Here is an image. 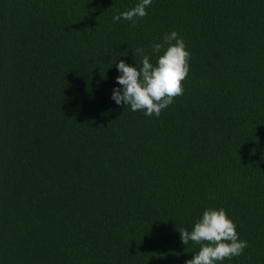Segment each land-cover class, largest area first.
<instances>
[{
	"label": "trees",
	"instance_id": "trees-1",
	"mask_svg": "<svg viewBox=\"0 0 264 264\" xmlns=\"http://www.w3.org/2000/svg\"><path fill=\"white\" fill-rule=\"evenodd\" d=\"M0 0V264H185L179 230L222 207L264 264V0ZM175 30L183 93L110 99L115 60ZM135 59V60H134Z\"/></svg>",
	"mask_w": 264,
	"mask_h": 264
},
{
	"label": "clouds",
	"instance_id": "clouds-1",
	"mask_svg": "<svg viewBox=\"0 0 264 264\" xmlns=\"http://www.w3.org/2000/svg\"><path fill=\"white\" fill-rule=\"evenodd\" d=\"M153 0H138L128 10L113 15L114 22L121 20L135 24L134 18L147 15ZM151 54L142 47L135 49L139 63L130 65L123 59L115 62L118 75L110 93V99L116 105H124L131 111H140L145 116H159L173 102V98L182 95V81L189 71L190 53L178 33L173 30L166 33L160 41L151 44ZM135 60V59H134ZM183 245L190 241L199 245L198 251L185 264H223L239 256L247 247V242L239 238L236 225L220 208H205L191 226V230L179 231Z\"/></svg>",
	"mask_w": 264,
	"mask_h": 264
}]
</instances>
